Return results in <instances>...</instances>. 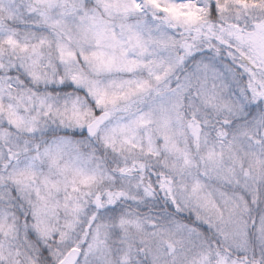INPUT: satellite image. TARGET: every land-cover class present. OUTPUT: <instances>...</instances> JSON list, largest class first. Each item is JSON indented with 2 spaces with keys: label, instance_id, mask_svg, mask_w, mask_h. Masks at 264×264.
Segmentation results:
<instances>
[{
  "label": "snow or ice",
  "instance_id": "1",
  "mask_svg": "<svg viewBox=\"0 0 264 264\" xmlns=\"http://www.w3.org/2000/svg\"><path fill=\"white\" fill-rule=\"evenodd\" d=\"M141 256L264 264V0H0V264Z\"/></svg>",
  "mask_w": 264,
  "mask_h": 264
},
{
  "label": "clouds",
  "instance_id": "2",
  "mask_svg": "<svg viewBox=\"0 0 264 264\" xmlns=\"http://www.w3.org/2000/svg\"><path fill=\"white\" fill-rule=\"evenodd\" d=\"M60 136L70 137L73 141H81L82 143L80 144V151L84 153L92 152L93 149H95L96 150L95 154L97 156L103 155V149L101 148L98 140L96 138L89 137L86 131H81L79 129L68 130L66 128L59 126L58 123L49 124L48 130L45 132V139L48 142H51L54 138L60 137ZM65 159H68V157H66ZM73 162L78 163L79 165H82V166H91L89 162L87 161H73ZM149 207H152L153 214L155 215L157 214L160 208V205H145L142 207L141 211L146 212L149 210ZM113 251H115V247ZM139 259L141 261V264H144V261L146 260V258L141 256L139 257Z\"/></svg>",
  "mask_w": 264,
  "mask_h": 264
}]
</instances>
